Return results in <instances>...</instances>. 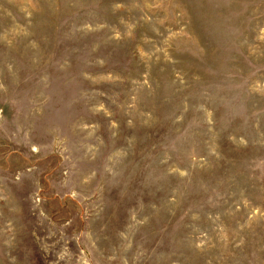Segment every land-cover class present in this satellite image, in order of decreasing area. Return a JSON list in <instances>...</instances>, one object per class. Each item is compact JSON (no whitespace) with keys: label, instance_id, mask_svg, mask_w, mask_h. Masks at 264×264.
<instances>
[{"label":"rangeland","instance_id":"obj_1","mask_svg":"<svg viewBox=\"0 0 264 264\" xmlns=\"http://www.w3.org/2000/svg\"><path fill=\"white\" fill-rule=\"evenodd\" d=\"M0 264H264V0H0Z\"/></svg>","mask_w":264,"mask_h":264}]
</instances>
